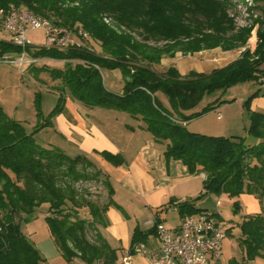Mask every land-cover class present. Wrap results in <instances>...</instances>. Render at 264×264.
<instances>
[{"label":"trees","instance_id":"1","mask_svg":"<svg viewBox=\"0 0 264 264\" xmlns=\"http://www.w3.org/2000/svg\"><path fill=\"white\" fill-rule=\"evenodd\" d=\"M240 2H250V22L245 25H238L231 13ZM249 2L0 0V8L10 5L25 7L55 25L81 28L78 46L84 45L83 39L87 36V39L99 42L102 48L101 54L85 47L68 51L28 48L36 56L81 60L66 62L62 68L48 69L52 78L61 82L58 101L48 117H44L38 108V122L31 132L21 121L7 115L0 104V264H40L44 260L40 250L16 221L21 214L24 215L23 220L27 219L42 205H46L49 230L67 261L79 258L85 264L118 262L117 249L101 232L109 224V207H121L113 199L110 175L87 154L70 156L59 147L40 144L36 139L39 130L52 126L53 119L64 112L67 92L85 106L118 110L141 120L142 128L164 145L167 163L180 160L187 174H206L204 193H224L231 197L251 194L260 200L264 197V112L251 109L252 99L264 95V92L258 89L244 103L249 118L248 135L257 140L252 145L247 143L246 136H213L190 131L174 116L188 121L217 109L224 102L218 99L201 112L185 114L184 111L197 106L205 93L226 91L246 81L262 83L264 0ZM107 16L115 22L114 25L105 21ZM249 40L251 43L256 41L253 50L247 46ZM217 47L223 50L245 49L239 58L209 73L190 70L183 75L175 66L165 71L154 68L165 56ZM21 51L22 47L18 45L0 41V58L7 53ZM46 68L30 67L36 75ZM103 68H120L123 71L126 81L121 93L106 88ZM158 92L167 96L171 109L162 103ZM97 152L116 165L125 163L121 154L107 150ZM88 166L93 170H88ZM88 179H102L109 193L108 201L103 205L88 200L76 188L78 181ZM194 200L177 203L182 218L208 212L196 206ZM86 207L89 214L83 210ZM239 208V201L235 200V211ZM157 222H161L159 217L155 218ZM155 226L148 229L135 226L131 246L148 242L149 237L155 234ZM239 226V243L244 248L245 259L264 257V212L246 216ZM90 230L95 232L94 240L88 236ZM230 233L231 227L228 229Z\"/></svg>","mask_w":264,"mask_h":264},{"label":"rangeland","instance_id":"2","mask_svg":"<svg viewBox=\"0 0 264 264\" xmlns=\"http://www.w3.org/2000/svg\"><path fill=\"white\" fill-rule=\"evenodd\" d=\"M249 1L250 0H248V2ZM237 5L238 6L235 9L231 10V13L235 15L236 22L238 23V25H245L248 22H250V12H249L250 2L248 4L245 2H240ZM105 21L112 24L114 22L108 16L105 17ZM3 33L0 32V37L5 36V34ZM135 36L140 39V36L138 34H135ZM27 37L36 46H42L46 43V34L44 29L42 28L29 30L27 32ZM85 38L83 39L84 45H82L81 47H85L88 50L94 51L96 53H100V54L102 53V48L99 42L94 41L93 39L90 38L88 39ZM1 40L3 39L0 38V41ZM151 43L155 44L154 42ZM247 46L253 50L256 46V41L255 43H251L249 40ZM244 49L245 47L238 48V50H242V51ZM177 53H180L181 56L194 54V53H182V52H177ZM7 54H14V53L10 52ZM165 57H172V56H165ZM207 58H210V56H207ZM212 58H214V60H217L214 56H212ZM58 59L59 61H51L45 63H38L36 65L26 66L24 67V69L22 68L23 69L22 70L18 66L14 64L6 63L0 58V104L2 105L6 114L12 118L21 121L23 125L26 127L28 132H31L38 122V117H39L38 108L40 109L44 117H48L58 101L59 86L61 85V82L60 80H54L50 75L48 69L62 68L66 62L76 63L73 59H69V58H58ZM31 66H40V67L45 66L47 68L46 70H42L40 74L36 75L31 71L30 69ZM154 68L157 69L158 71H161V69L157 66H155ZM262 68L264 69V63L262 65ZM101 71L103 75V82L106 88L114 93H121L126 81V76L123 73V71L120 68H115V69L103 68ZM205 73H209V72H205ZM258 89H260L261 92H264V83H259L257 81H246L233 85L232 87L228 88L226 91L215 90L214 92L211 93H205L203 98L193 109V112L195 111L201 112L208 104L214 102L215 100L218 99L220 101L224 100V102L220 105L222 118H218L217 109H213L211 111L205 112L204 114H201L195 118L188 120L187 121L188 125L185 126L190 131L201 134L213 135V136H230L231 134L246 136L247 143L249 145L255 144L257 140L249 136L247 132L249 125V118L247 116L244 103ZM158 97L161 99V101L164 103L166 107L171 109L169 100L163 92H158ZM256 97H254L251 101V109L260 110L261 107L264 106V96L261 95V98H259L258 101L254 102L255 107H253V100ZM68 99L73 100L69 92H67L66 95V102L64 109V112L66 113L69 111V108L67 107ZM76 102L79 105H83L81 102L78 101ZM82 107L84 108V105ZM96 112L100 113V115L102 114L100 119L103 120L99 119V121L102 122L101 126L104 128H106L107 125L104 124L103 122L115 121L112 120L111 117L113 114H111V116L108 115V112H106V108L97 107L95 110V114ZM174 116L176 117L175 120L177 122L184 124V121L180 120L177 115ZM130 117L131 116H129V114L127 113L120 115L118 124L121 125L122 122H129L132 124L135 123L134 120H132ZM55 118L53 119L52 126L44 127L36 133V139L40 144L46 145L47 142L56 143L62 141L59 138V136H61L62 133L61 131H59V129L56 128ZM162 146L163 147L159 146L158 148L164 150V145L162 144ZM69 152H67L68 155L70 156L75 155V153H69ZM163 156H164V152H163ZM158 158L159 155L158 157L156 156L155 160L157 161ZM175 161L176 162L172 161L173 163H175L174 165H177V167L185 168V165L183 164L182 161L180 160H175ZM165 165H167L166 160H165ZM88 170L92 171L93 167L88 166ZM101 180H91V179L80 180L76 183V188L78 189L79 193L82 194L88 200L95 201L99 205H103L108 201L109 193ZM117 192L118 194L116 195L115 199L117 202H120L122 206L120 208L117 206L115 207H117L121 215H123L125 218H128V216L134 218V213H136V218H134L133 221L135 223H139L142 226H144V221L147 219H151L153 222H155L156 217L149 214V212L147 211L140 213L136 212L137 210L135 209V203H130L128 200H126V198L123 197V194L120 192L118 188H117ZM202 193L203 195L201 196L202 198L199 204L201 206H204L207 210H209L208 212L218 213L223 220L227 221L230 224L231 227V233L228 234V236L226 237L223 243L224 245L223 256L217 264H264V257L262 256H259L254 260H246L244 256L245 255L244 248L239 243V236L241 233L239 224L246 216L256 213V211H254L256 210V207H252L249 203L245 201L244 194L240 195L239 197H231L224 193L220 195L215 193H204V192ZM246 195L251 196L250 199H254L252 198L254 196L255 199L259 201L260 204L259 211L264 212V197H262V199L260 200L255 195H251V194H246ZM245 198H247V196ZM235 200H238L240 204V208L237 211H235L234 209ZM83 210L87 214H89L88 207L84 208ZM46 214H47L46 205H42L35 212V214L29 216L27 219L23 220L24 218L23 214L17 216L16 218V221H18L21 224L22 231L40 250L44 258V260L40 264H85L79 258H74L72 262H69L65 259L56 240L54 239V237L52 236L49 230L48 224L46 222ZM164 216H165V221L168 225L173 224L179 219L178 211L171 207H168L167 210L164 211ZM111 218L112 215L110 219ZM150 222L151 221H149L148 223L150 224ZM150 225L152 226V224ZM88 236L91 240H94L95 232L90 230L88 232ZM150 239L152 240L153 243L155 244L157 243V239L154 234L150 236ZM117 264H120L119 256H118ZM209 264H213V262H209Z\"/></svg>","mask_w":264,"mask_h":264},{"label":"crops","instance_id":"3","mask_svg":"<svg viewBox=\"0 0 264 264\" xmlns=\"http://www.w3.org/2000/svg\"><path fill=\"white\" fill-rule=\"evenodd\" d=\"M242 50H223L221 47L206 49L194 53L193 55L181 56L176 53L172 57H163L161 62L155 66L161 71H165L170 66L178 68L181 74H186L190 70L198 72H211L213 69L225 66L235 59L239 58ZM210 56V58H207ZM214 56L217 60L212 58ZM229 58V60H228ZM264 96V95H262ZM261 95L253 100L258 101ZM163 103V102H162ZM164 104V103H163ZM79 105L74 99H68L67 107L69 111L60 113L55 118L56 128L61 131L59 138L61 142L49 143L63 150L65 153L87 154L94 159L99 166L106 171L111 178L114 195L116 201L118 194L117 188L130 203H135L136 212H149L154 217H159L165 222L164 211L171 207L178 211L177 203L185 200H194L198 195L204 192L202 188L206 178L205 173L187 174L186 169L174 165L175 160H171L165 165L164 150L158 147L162 146L147 130L142 128L143 122L136 118L130 117L135 123L122 122L119 123L120 115L125 112L113 109H106L108 115L113 114L112 120L105 121L106 128L101 126L100 113L95 110L97 107H89ZM88 108V109H86ZM99 108V107H98ZM263 108V109H262ZM221 106L217 108L218 118H222ZM264 111V106L260 109ZM258 110V111H260ZM193 112L192 110L184 111L185 114ZM107 114V113H105ZM219 114L221 117H219ZM126 116V115H124ZM130 116V115H129ZM103 120V119H100ZM110 120V119H109ZM185 125L187 121H184ZM235 135V134H231ZM107 150L114 154H121L125 159V163L116 165L105 159L97 151ZM159 158L156 161V156ZM173 161V162H172ZM245 201L252 207H256V212L260 210V204L253 196L244 194ZM201 198L194 200L198 207L205 208L199 203ZM206 209V208H205ZM206 211H209L206 209ZM128 213V212H127ZM179 214V212H178ZM112 215V218L110 219ZM109 224L101 229L102 235L117 249V254L121 257L124 252L131 246V238L133 229L139 225L142 229H148L152 221L147 219L144 221V226L135 223L134 218L128 216L125 218L115 206H110L107 211ZM182 217L179 214V219L169 227H177L181 223ZM155 235V234H154ZM148 243L156 246L149 237ZM131 264H149L147 259L135 254L132 257ZM214 264V263H213Z\"/></svg>","mask_w":264,"mask_h":264},{"label":"built area","instance_id":"4","mask_svg":"<svg viewBox=\"0 0 264 264\" xmlns=\"http://www.w3.org/2000/svg\"><path fill=\"white\" fill-rule=\"evenodd\" d=\"M0 24V32L5 34L0 38L22 47L20 53L4 54L1 59L21 69L38 63L59 61L58 58L50 56L33 55L28 48L45 47L68 51L81 47L72 42L70 35L60 30L59 25L57 28H49V24H42L30 18L29 12L22 15L8 12L4 14V21H0ZM38 28L44 29L46 34V43L42 46L34 45L27 37L29 30ZM261 81L264 83V77ZM150 224L156 225L157 246L147 242L135 243L120 257V264H131L135 254L144 256L149 264H217L223 256V243L230 227L227 221L211 212L187 215L175 228L169 227L163 221H151Z\"/></svg>","mask_w":264,"mask_h":264},{"label":"bare ground","instance_id":"5","mask_svg":"<svg viewBox=\"0 0 264 264\" xmlns=\"http://www.w3.org/2000/svg\"><path fill=\"white\" fill-rule=\"evenodd\" d=\"M1 14L0 17L2 18V21H4V14L12 13L15 15H22L27 12L30 13V18H32L35 21L41 22L42 24H49V28H57V25L53 24L51 20L45 18V17H39L36 14H34L31 10L24 9V8H16L13 5H10L8 8H0ZM75 28V27H74ZM70 28L66 26H59V29L63 32H66L67 35H70V38L72 39V42L76 43V45H79V42L77 40L78 36L82 34L81 28Z\"/></svg>","mask_w":264,"mask_h":264}]
</instances>
